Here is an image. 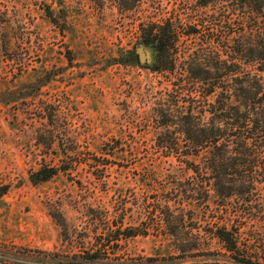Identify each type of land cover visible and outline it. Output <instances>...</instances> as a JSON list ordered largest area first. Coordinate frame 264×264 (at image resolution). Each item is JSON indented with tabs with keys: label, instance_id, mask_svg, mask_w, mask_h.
Instances as JSON below:
<instances>
[{
	"label": "rangeland",
	"instance_id": "obj_1",
	"mask_svg": "<svg viewBox=\"0 0 264 264\" xmlns=\"http://www.w3.org/2000/svg\"><path fill=\"white\" fill-rule=\"evenodd\" d=\"M44 1L0 0V188L10 186L0 198V264H42V258L96 245V239H66L50 214L63 203L73 230L81 224L79 208L85 203L109 206L113 193L103 191L105 184L90 198L97 184L89 166L72 177L61 175L37 186L29 180L30 169L64 157L62 138L68 152L78 143L86 160L101 156L104 143L120 140L114 153L118 158H101L112 165L106 173L109 186L125 185L131 198L134 194L144 198L146 184L161 189L166 179L177 177L158 179L157 169L170 172L173 160L168 150L158 147L160 139H186L180 118L188 115L196 118L197 129L209 128L210 114L205 110L219 95V90L208 95V83L193 79L190 72L199 54L202 67L213 73L223 45L212 39L214 29L220 36L222 19L220 7L204 6L211 0H129V10L122 0H46L58 6V28L36 7ZM213 15L217 21L207 25L204 21H213ZM166 19L176 20L174 66L168 61L167 67L154 71L116 62L138 50L142 20ZM191 28L200 34L188 35ZM48 77L52 79L46 83ZM48 105L49 114L57 111V123L41 118ZM53 129L55 151L39 142ZM121 244L115 258L123 264H174L169 242L162 236ZM180 261L175 263L184 264Z\"/></svg>",
	"mask_w": 264,
	"mask_h": 264
},
{
	"label": "trees",
	"instance_id": "obj_2",
	"mask_svg": "<svg viewBox=\"0 0 264 264\" xmlns=\"http://www.w3.org/2000/svg\"><path fill=\"white\" fill-rule=\"evenodd\" d=\"M122 1L124 8L131 9L129 0ZM39 3L36 7L58 28L55 2ZM210 4L220 7L222 19L220 36L214 29L212 39L223 45L212 65L213 73L202 67L199 54L190 64L192 78L208 83V95L219 90L215 103L205 110L210 114L209 128L197 129L196 118L188 115L180 118L182 131L188 134L186 139H160L158 147L168 150L173 160L170 172L157 169L158 179L177 177L166 179L161 189L146 184L148 196L144 198L136 194L131 198L132 191L125 185L109 186L106 173L112 165L101 158H118L114 153L122 145L120 140L104 143L101 156L86 160L78 143L68 152L67 140L62 138L64 157L54 164L44 160L38 169H30V182L37 186L61 175L72 177L82 166H89L98 185H94L90 198H95L103 184V191L113 195L108 207L91 203L80 207L81 224L73 230L64 215L63 203L58 210H50L66 239H96V245L88 248L84 244L73 254L42 258V264H123L115 258L121 243L151 235L168 240L174 264L176 259L184 264H264V0H211L204 6ZM213 17V21L204 22H216ZM175 24L172 19L161 23L141 21L143 38L139 47L151 48L156 58L147 68L159 71L167 67L168 61L175 63ZM236 25L238 32L233 29ZM198 34L197 29L188 30L190 36ZM138 59V50H133L116 62L141 65ZM51 79L48 77L46 83ZM50 107L41 111V118L57 123V111L49 114ZM54 132L49 130V136L39 140L52 151L57 139ZM77 183L81 188V182ZM9 191L10 186L1 187L0 198ZM151 193L158 197H149ZM193 258L201 262H189Z\"/></svg>",
	"mask_w": 264,
	"mask_h": 264
},
{
	"label": "water",
	"instance_id": "obj_3",
	"mask_svg": "<svg viewBox=\"0 0 264 264\" xmlns=\"http://www.w3.org/2000/svg\"><path fill=\"white\" fill-rule=\"evenodd\" d=\"M138 54L142 64L154 62V51L151 48L142 45L138 48Z\"/></svg>",
	"mask_w": 264,
	"mask_h": 264
},
{
	"label": "flooded vegetation",
	"instance_id": "obj_4",
	"mask_svg": "<svg viewBox=\"0 0 264 264\" xmlns=\"http://www.w3.org/2000/svg\"><path fill=\"white\" fill-rule=\"evenodd\" d=\"M155 59H156V58H155V56H154V62H155ZM138 60H139V62L141 63L140 59H138ZM154 62H153L152 64H149V63L142 64V63H141V65H142V66H146V67H147V66H152V65L154 64Z\"/></svg>",
	"mask_w": 264,
	"mask_h": 264
}]
</instances>
